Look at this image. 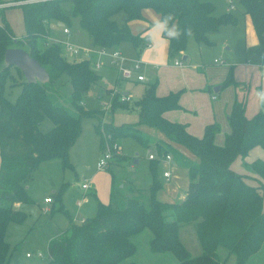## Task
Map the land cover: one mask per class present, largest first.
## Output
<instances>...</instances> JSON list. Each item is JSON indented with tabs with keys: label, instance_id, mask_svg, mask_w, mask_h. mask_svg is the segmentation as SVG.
Returning <instances> with one entry per match:
<instances>
[{
	"label": "trees",
	"instance_id": "1",
	"mask_svg": "<svg viewBox=\"0 0 264 264\" xmlns=\"http://www.w3.org/2000/svg\"><path fill=\"white\" fill-rule=\"evenodd\" d=\"M11 1L22 2L19 7L25 36L23 40L15 38L0 9V264H11L9 225L26 220V214L16 210L15 204L33 203L26 188L27 180L41 163L51 159H60L64 169L70 168V150L82 133V118L97 113L81 104L100 78L91 62L67 60L56 43L49 48L39 44L41 41L46 44L50 23L59 21L70 26L71 18H79L97 48L113 49L124 42L138 46L141 38L131 33L128 23L143 19V10L150 8L160 18L173 15L175 23L185 30L180 39H169L170 57L186 51L190 40L208 42L209 33L237 23L230 13L215 15V5L205 0ZM66 2L72 4L71 16L63 9ZM238 2L252 19L259 40L255 52L260 55L264 69V0ZM121 11L127 18L118 24L114 16ZM14 47L28 51L49 72V81L28 83L18 68L6 66L5 52ZM12 69L19 74L18 86L22 88L15 102L9 101L5 94L7 83L14 78ZM62 76L69 79L72 109L57 99L54 84ZM233 83L230 71L224 86ZM179 97L180 92L160 97L156 94V83L149 84L144 96L136 102L139 114L136 124L96 125L102 146L117 139L133 138L149 147V141L138 128L141 125L165 136L163 141L155 142L157 157L149 163L151 185L140 188L131 182L121 188V182L113 177L109 203L96 199L95 216L80 223L72 222L59 238L51 240L47 264H137L130 260L137 253L133 238L145 230L152 233L149 250L172 254L176 264H226L231 257L235 264H246L262 249L264 160L245 163L248 174L236 172L232 164L239 157L245 159L255 147L264 149V108L249 119L244 103L235 102L228 117L230 132L224 144L217 145L218 124L206 126L204 136L198 138L188 132L186 124L165 117L167 111L180 107ZM113 102L114 106L119 105L117 99ZM121 105L128 106L126 102ZM45 121L51 126L43 130ZM178 147L194 159L182 154ZM171 155L188 170L190 180L185 198L172 203L157 199V192L163 187L159 178L162 160L167 156L172 159ZM147 193V199H143ZM190 224L195 225L201 244L202 253L198 256H193L180 238V229Z\"/></svg>",
	"mask_w": 264,
	"mask_h": 264
},
{
	"label": "crops",
	"instance_id": "2",
	"mask_svg": "<svg viewBox=\"0 0 264 264\" xmlns=\"http://www.w3.org/2000/svg\"><path fill=\"white\" fill-rule=\"evenodd\" d=\"M1 1L3 3H0V5L11 3V5L6 6V7H0V9H4V15L12 28L15 38L17 40L18 39L23 40V37L25 36L23 14H22L23 26L20 24V27H19V29L21 30L20 33L15 32L14 30L15 25H14V20H13L14 16L16 15L19 16V10L22 13V10L17 8L19 7L20 4H22V2H13L11 0H1ZM224 1H226L227 5L224 9V12L220 13L219 15L230 13L237 19V23L235 25L224 26L222 27V29L232 28V27L237 26V24L240 23L243 25V30H244L243 32L244 44L242 43L239 44V50L230 51L232 49L231 45L229 46L225 45L224 49H226V51L229 50V53L226 55V52H220L221 54L226 55L225 58L228 57L230 59V64L227 62V65L229 64L227 66L229 67L228 69L227 67H225L224 69L220 68L219 70H216L217 72H212L210 70L211 69L210 66H205L203 64L202 56L200 52L198 51V48H195L194 44H190L189 47H187L186 51L182 52L179 56H176L175 58L170 57L169 39H167L164 36H161L157 43H152L148 39L149 34H150V28H151L153 21L160 18V15L155 10L149 8V9L143 10L142 12L143 19L132 20L128 23L131 33L133 35L140 36L141 38L140 44L138 46H134L131 42H124V43H121L119 46L113 48L115 50H119L124 57L128 58V62H126V65L128 66L131 65L132 60H135L138 58H140L146 63L142 69V74L145 75L146 80L141 81V82L135 79L128 81L130 83H134L135 85H138V84L144 85L143 92L141 93V95L137 96V99H134L132 101V98L130 97L131 96L130 93L121 92L120 85H121L122 79H120L118 67L115 65H112L110 63L109 58L99 57L96 54H93L88 57V60L91 62L92 68L95 67L94 62L96 61L101 62L100 59L102 58H106V60L102 64V67L100 68L102 69L103 67H105L103 72L95 71L99 75L100 78H99V81H97L94 85L100 86L102 89H104V92L106 94L108 90L114 88L117 91V93H119V98L121 95L130 97V101L126 102V104H129V103L130 104L127 107H123V109H126L130 112H133V111L136 112L138 116V120H139V114H138V108L136 107V102L139 101L144 96V93L149 84L156 83V94L160 97L166 96L169 93L180 92V97H179L180 107L178 109L169 110L164 114L165 117L169 121L186 124L188 132L198 138H202L204 136L206 126L211 125V124H218L219 126H221V128H223L224 134L226 137V135L230 132L228 117L231 113L232 107L235 102L244 103L245 115L249 119L255 117L259 113L261 107L258 105L255 99V88L257 86H264V69L261 66L260 55L255 52V49L257 48L259 44V40H258V36L255 31L250 15L246 14L243 10V20L242 22H240L239 14L236 15L234 13V9L233 10L230 9L228 0H224ZM236 7H237V4H236ZM216 10H217V7H216ZM216 10H215V15L218 16V14H216L217 13ZM126 18H127V15L126 17H124L123 20H126ZM75 19H77L80 25L79 18H75ZM58 23L59 21H53L50 23V36L48 37L49 41H55V40L62 41L59 38V33L56 31V26L58 25ZM65 28H69V27H65ZM81 29L84 30L82 27ZM70 32H71V35L70 36L66 35L67 38H70L72 36L71 29H70ZM63 33H64V27H63ZM77 34H80V32H77ZM210 34L211 33H209L208 35ZM89 39H90V45L83 46V47L93 46L92 39L90 38V36H89ZM83 57L84 56H80L78 58L74 57L72 58V60L79 61V60H82ZM72 60H69V61H72ZM176 60H179V61L182 60V62L186 61L187 64L183 62L182 66L175 65ZM215 62H216V59H215ZM111 66L117 67V69ZM109 71L111 72L113 71L114 73H116L114 83L113 85H109L108 87L104 88L103 84L108 78L107 74H109ZM230 71H232L234 83L229 86H224V81L226 80L227 75ZM12 87L8 86V90L6 94L7 98H8V93L12 91ZM85 106H86V103L84 104L83 102V107L86 110H99V109H87ZM119 108H122V107H119ZM108 110L110 111L111 109H108ZM108 110L106 112H109ZM115 110L116 109L111 110V111L114 112ZM99 123H104V119H102L99 122L96 121L95 124H93V127L95 130H96V125ZM144 127H148V126H145V125L138 126V128L143 133L144 137L149 141V147H151V145L153 146L152 151L153 153H155V150H156L155 142L163 141L165 139V136L160 132L158 133L156 132L155 134L156 136L154 138L150 136L148 137L147 134H145ZM152 131H153V128L148 127L147 132L152 133ZM82 132H83V127H82ZM97 135L99 137L100 149L102 148L105 151L107 148V145L105 144L102 146L101 137L98 133ZM81 136H82V133L80 137L77 139L76 143L72 146L70 150V154H71V151L79 144ZM215 138L217 139V137ZM216 139H215V142H216ZM219 144H221V139H220ZM172 146L177 148L174 145ZM119 147L121 148V153L117 155V157H120V158L113 159L110 162L109 166L107 167L108 170L110 169V174H111L110 176H108L107 174H104L102 177L103 182L98 181L96 178H95V181L94 180L92 181V178L87 179V177L83 179V182L81 183V186H80V191L82 193L78 192L77 194L74 195V199H75L76 206H77V212L74 214L73 217H70L71 219H70V223L68 227L70 226L72 222L80 223L85 219L95 216L96 213L90 217L82 213L86 196H89V195L92 196L93 201L95 203L96 212H97L96 199H98V201L104 204L109 203L112 184H113V177L116 179L118 178L117 175L113 172V170H111V167L113 166L115 161H117L118 164L120 165H121V162H123L121 161V159L123 158V156L121 155H124V154L122 153V147L120 145ZM179 149L182 154H185L189 158L194 159L193 156L190 153L186 152L183 148H179ZM148 150L150 151V153H152L151 149H148ZM149 155H148V162L146 164L148 168L147 171H149V163L151 161L149 159ZM124 156H127V155H124ZM171 156H172L171 162L162 160V164L166 162L168 166L169 165H171L172 167L180 166L181 164L178 161L174 160L173 155ZM69 159H70V155H69ZM57 160L59 163H61L60 159H51L45 162L54 163L53 161L57 162ZM256 160H264V149L261 147L253 148L251 151H249L245 159H242L240 157L237 158L232 164V169L241 174H248V171L246 170L244 164L245 163L252 164ZM98 162H97V165H98ZM0 163H1V159H0ZM138 164H140V161L138 159H135L134 162L129 165V168L131 170H134L136 165ZM114 165L117 166L116 167L118 168L117 170H120V167L116 165V163ZM61 166H62V163H61ZM62 169L64 170V168ZM70 169H73V170L75 169V165H73V163H71ZM97 169H98V166H97ZM166 171L170 172L169 178L164 177V172ZM118 172L120 175H122L120 171ZM120 175L118 176L120 177ZM137 176L138 175H132V177L130 178L129 175H127V177H129L128 180H126L125 178L124 179L122 178L121 188L124 187L126 183H131V182L137 185L138 183L136 179ZM149 176H150V182L148 184V187L151 185V181H152L150 171H149ZM176 176H177L176 177L177 179H175L170 184H166L169 191L174 194H176L180 190V187L178 184V180L180 179V176L178 173L176 174ZM99 177L101 178V175L98 176V179ZM159 178L162 182L164 180L168 182L171 179L170 169L164 168L162 177L159 176ZM117 180L120 181V179H117ZM84 182H89L91 184V188L89 190L92 189L94 191L93 192H89V190L85 191L82 188V184ZM189 182L190 180L188 177V181L184 185L185 189L182 190L181 193H178L175 199L171 201H162V202L172 203V202H176L177 200H183L185 198L186 191L188 190ZM51 186L52 187L58 186V181H52ZM26 188H28V185H26ZM53 192L55 193V191ZM50 198L53 199V202L45 203L44 201L42 209L40 205L33 198H32L33 203L31 204L16 203L15 209L24 212L27 218L28 213L25 209L36 206L38 210L40 211L42 210V212L49 213L50 217H53V215L56 213L57 210H63L64 208L62 205H60V207L58 208L57 205H55V199L53 197H50ZM79 203H81V205H79ZM46 209L47 211H45ZM68 227L65 228L64 230H61L59 235L52 237L50 241L53 239L59 238L68 229ZM182 228H185L184 230L185 232L189 234L190 233L193 234V241H191V245L192 244L195 245L196 252L194 254L192 253L191 254L193 256L200 255L202 253V248H201L199 238L197 236L196 227L193 224H190V225L183 226ZM181 229L179 232L180 238H181ZM188 229H191V230H188ZM194 233H196V238H194V235H195ZM185 235L186 234H184V236ZM50 241L48 242L47 246H49ZM183 244L185 245L184 242ZM194 245H192L193 248H194ZM263 248L264 246L262 247V249ZM148 249H149V246H148ZM262 249L260 251H262ZM260 251L251 258L252 260L250 264L253 263L252 261H254L255 257H257ZM39 253L41 252L37 253L38 257H39L38 255ZM27 254H31V253L30 252L26 253V257H27ZM41 254H42V257L40 258H43L44 254L43 253ZM167 254L168 253H152L151 252V254H149V257L151 258V262L153 264H165L164 263L165 261L167 264H176V260L174 256L171 254L173 256L172 258L171 256H167ZM32 256H33V253H32ZM32 256L27 257V258H31ZM11 264H13L12 258H11Z\"/></svg>",
	"mask_w": 264,
	"mask_h": 264
},
{
	"label": "rangeland",
	"instance_id": "3",
	"mask_svg": "<svg viewBox=\"0 0 264 264\" xmlns=\"http://www.w3.org/2000/svg\"><path fill=\"white\" fill-rule=\"evenodd\" d=\"M213 4H215L217 7L216 14H220L224 12V9L227 5L226 1L224 0H207ZM18 9H21L20 7H17ZM64 11L71 16L72 13V4L71 3H64L63 5ZM22 10V9H21ZM4 11V9H3ZM234 13L237 15L239 14V20L242 22L243 20V7L239 2H237V7L234 9ZM124 17H126V13L124 11L119 12L114 16V19L117 23L122 24L125 20ZM14 30L16 33H20V24H22V13L19 10V16H14ZM63 27H69L72 30V36L70 38H67L66 35L63 33ZM56 31L59 33V38L62 41H70L73 44H76L78 46H88L90 45V39L89 35L86 31L82 30L79 22L75 18H71L70 26L59 22L56 26ZM77 32H80V34H77ZM243 25L237 24V26L228 28V29H222L220 28L218 31L211 33L207 36L208 42H202L197 43L194 40H191L188 44V47L190 44H194L195 48H198V51L200 52L202 56V61L205 66H210V70L212 72H217L216 70H219L220 68L224 69L230 64V59L225 56L229 53V50L226 51L224 49L225 45H231L232 49L230 51H236L239 50V44H244L243 40ZM54 41H49L47 39L46 44L45 43H39L42 47L49 48ZM45 44V45H44ZM60 44V43H59ZM61 48V54L63 57H65L67 60H72L74 58L70 54H66V51L63 49L62 44L59 45ZM44 47V48H45ZM220 52H226V55L221 54ZM175 58V57H174ZM215 59L218 62H215ZM101 63L103 64L106 60V58L100 59ZM108 60V59H107ZM174 60V59H173ZM182 61V60H181ZM185 64H187L186 61H183ZM227 62L229 63L227 65ZM114 65V64H112ZM115 69L117 67L111 66ZM94 71L103 72L105 67L102 69H96L95 67ZM229 67H227L228 69ZM113 69V70H115ZM110 70V69H109ZM13 76L14 78L10 80L7 83L6 86V93L8 90V86L12 87V91L8 93V100L11 102H15L18 95L21 93L22 88L18 86L21 82V78L17 72H15L13 69ZM229 74V73H228ZM116 73L113 71H109V74H107V80L105 81L104 88L108 87L109 85H113L114 79H115ZM228 77V75H227ZM227 79V78H226ZM12 82V83H11ZM55 87L58 92V101L63 104L64 106L68 108H73L71 105V87L69 85V79L66 76H62L60 79L56 80ZM143 86L141 84L135 85L134 83H130L128 81L122 80L120 85V91L121 92H128L130 93V97L132 98V101L134 99H137V96H140L143 92ZM229 86V85H227ZM119 90V89H118ZM117 99L119 102V105L114 106L113 101ZM84 104L86 103L87 109H99V110H93L97 111V113H94L95 115L93 117H84L82 118V127L83 132L80 139L79 144L71 151L70 154V161L75 165V169H62L61 163L55 162L54 163H47L43 162L41 163L38 168H36L31 177L27 180L26 185H28L27 191L29 195L40 205L41 209L43 207V202L46 197H53L55 199V205L59 208L60 205L63 206V210H57L56 213L53 215V217H50L49 213L42 212V210H38L36 206H33L31 208H26L25 210L28 213V216L26 220L21 224L11 223L8 227L7 232V241L10 243L12 248V263L13 264H47V253H48V242L52 237L58 236L61 230H64L68 227L70 223V217H73L74 214L77 212V206L74 199V195L79 193H82L80 191L81 183L83 182V179L87 177V179L92 178V181H95V178L98 181H102V177L104 174H107L110 176V169H104V171H100L97 169V162L100 159L102 153H104V150L100 149V142L99 137L97 135L96 130L93 127V124H95L96 121H101L104 119V123L106 124H113L116 126L126 125V124H136L138 122V116L136 112H130L126 109L119 108L122 107L121 101H119V93H115V89H110L107 91V94L104 92V89H102L98 85H93L88 92L85 95V98L83 99ZM83 102H81L83 106ZM130 104V103H129ZM127 104V105H129ZM126 106V105H125ZM102 109V110H101ZM108 109L114 110L112 112ZM109 112H106V111ZM106 114V115H105ZM105 115V116H104ZM43 130H46L49 128L50 122L45 121ZM102 124V123H99ZM145 134L147 136L154 138L156 135V132L159 131L153 129L152 133H148V127H144ZM161 133V132H160ZM218 135V136H217ZM216 143L217 145H223L225 141V134L223 128L219 126V130L216 133ZM221 139V144L220 143ZM113 143H118L122 147V153L124 155L126 160L121 162V165L118 164L117 161H115L116 165L120 167V170H117V166L113 164L111 167V170L117 175V182H121V179L125 178L128 180V178L132 177V175H138L136 177L138 183L137 185L134 184L136 187L141 188H148V184L150 182V176L149 171L146 164L148 162V155L150 151L148 149H153V146L151 147H145L144 145L140 144L138 141H136L133 138H121L117 140V142H107L106 145H111ZM105 148V147H104ZM120 158V157H116ZM114 158V159H116ZM122 158V157H121ZM135 159H138L140 161V164L136 165L134 170H131L129 168V165L134 162ZM122 161V160H121ZM164 168H168L171 171V179L167 181H163V187L157 192V199L161 201H171L175 199L178 195V193H181L182 190H184V185L188 181L189 173L188 170L183 167L182 165L177 167H172L171 165L168 166V164L165 162L161 164L160 174L159 176L162 177ZM98 170V171H97ZM122 173V175L119 174V172ZM179 174L180 179L178 180V184L180 187L179 192L176 194L171 193L167 187L166 184H170L175 179H177L176 174ZM101 175V178L98 176ZM120 175V177L118 176ZM129 175V177H127ZM52 181H58V186L52 187ZM94 183V182H93ZM122 184L119 186L121 187ZM124 188V187H123ZM55 191V193L53 192ZM94 190H89V192H93ZM125 193L128 194L127 190L125 189ZM148 193L144 196L143 199H147ZM180 201V200H177ZM83 214H86L87 216H92L96 213L95 203L93 201V198L91 195L86 196L84 207H83ZM81 213V214H82ZM71 215V216H70ZM195 226V225H194ZM186 228V227H185ZM185 228L181 229V239L185 243V245L188 247V250L194 254L195 251V245L194 248L191 245V241H193V234L185 232ZM191 230V229H188ZM184 234H186L184 236ZM194 238H196V233H194ZM188 238H187V237ZM152 238V233L150 230H145L141 234L137 235L133 238L134 243L137 246V253L135 256H133L130 260L136 262L137 264H153L151 262V258L149 257V254H151L150 250L148 249L149 240ZM189 239V240H188ZM195 242V241H194ZM17 247V249H15ZM30 252L33 253V256L31 258L26 257V253ZM41 252L44 254L43 258H40L37 256V253ZM167 256H173L171 254H167ZM170 257V258H171ZM250 259L246 264L251 263ZM252 264H264V248L260 253L255 257L254 261H252ZM165 264L166 261L164 262ZM226 264H235L234 258L231 257Z\"/></svg>",
	"mask_w": 264,
	"mask_h": 264
},
{
	"label": "built area",
	"instance_id": "4",
	"mask_svg": "<svg viewBox=\"0 0 264 264\" xmlns=\"http://www.w3.org/2000/svg\"><path fill=\"white\" fill-rule=\"evenodd\" d=\"M228 3H229L230 9L233 10L236 8L237 0H228ZM9 5H11V3L0 5V7H6ZM64 34L67 36H70L71 35L70 29L64 28ZM54 43L58 45L62 44L63 49L66 51V54H70L76 58L80 56H84L82 60L88 59V57L93 54H96L99 57L109 58L110 63L118 67L119 76H120V79L122 80L131 81L135 79L139 82L146 80L145 75L142 74V69L146 63L140 58L132 60L131 65L128 66L126 65V62H128V58L124 57L119 50L107 49V48H97L94 46L81 47V46L71 43L68 40L67 41L55 40ZM216 62L218 61L216 60ZM175 65L182 66L183 62L176 60ZM94 66L96 69H100L102 67V63L99 61H96L94 62ZM115 93H117L116 90H115ZM119 100L121 102H128L130 101V97L121 95ZM111 146L112 147H110V145H107L106 150L102 154V157L100 158L98 165H97L99 170L106 169L109 166L110 162L112 161L114 155H119L121 153V148L119 147L117 143H113ZM156 155H157L156 153H153V152L150 153L149 159L155 160L157 157ZM165 161L171 162V157L167 156ZM164 177L169 178L170 172L169 171L164 172ZM82 188L85 191H87L91 188V184L89 182H84L82 184ZM44 201L45 203H52L53 199L48 197ZM79 205H81V203H79ZM45 211H47V209ZM38 255L39 257H42L41 253H39ZM30 256H32V254H27V257H30Z\"/></svg>",
	"mask_w": 264,
	"mask_h": 264
},
{
	"label": "water",
	"instance_id": "5",
	"mask_svg": "<svg viewBox=\"0 0 264 264\" xmlns=\"http://www.w3.org/2000/svg\"><path fill=\"white\" fill-rule=\"evenodd\" d=\"M4 64L8 67L18 68L28 83H46L50 79L49 72L23 48L7 49L4 55Z\"/></svg>",
	"mask_w": 264,
	"mask_h": 264
},
{
	"label": "clouds",
	"instance_id": "6",
	"mask_svg": "<svg viewBox=\"0 0 264 264\" xmlns=\"http://www.w3.org/2000/svg\"><path fill=\"white\" fill-rule=\"evenodd\" d=\"M190 34V30H188ZM185 34L180 26L175 23V17L171 14L163 16V18L153 21L148 39L152 43H157L161 36L171 40H178ZM255 99L258 105L264 108V86H257L255 88Z\"/></svg>",
	"mask_w": 264,
	"mask_h": 264
}]
</instances>
